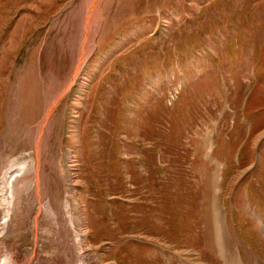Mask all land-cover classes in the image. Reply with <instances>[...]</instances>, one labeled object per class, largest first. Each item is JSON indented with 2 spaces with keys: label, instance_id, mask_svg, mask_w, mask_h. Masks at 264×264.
Wrapping results in <instances>:
<instances>
[{
  "label": "rangeland",
  "instance_id": "rangeland-1",
  "mask_svg": "<svg viewBox=\"0 0 264 264\" xmlns=\"http://www.w3.org/2000/svg\"><path fill=\"white\" fill-rule=\"evenodd\" d=\"M90 1L0 0V264H264V0Z\"/></svg>",
  "mask_w": 264,
  "mask_h": 264
},
{
  "label": "bare ground",
  "instance_id": "bare-ground-1",
  "mask_svg": "<svg viewBox=\"0 0 264 264\" xmlns=\"http://www.w3.org/2000/svg\"><path fill=\"white\" fill-rule=\"evenodd\" d=\"M99 8H100V0H91L90 1V4H89V9H88V13L86 15V22H85V31H84V38H83V41H82V45H81V54H80V58H79V61H78V65L80 66V64L82 63V60H83V57H84V53L86 51V45H87V42L90 38V35H91V32L93 30V25H96L98 23V18H99ZM79 68V67H78ZM77 70V69H76ZM74 79L72 80L71 84L73 83ZM71 86V85H70ZM69 86V87H70ZM68 89V88H67ZM61 95V94H60ZM57 99L56 100H53L52 104L50 105L49 109H48V114H47V118L45 119V121L42 123V125L40 126L39 130H38V133H37V136H36V140H35V149H36V154H37V162L35 163L36 166L34 167L35 168V180H36V186H35V191H36V197H37V200L39 201V205H40V209L41 210V185H40V163H41V154H40V151H41V140L42 138L45 136V130H46V127L48 125V121H49V118L51 116V113L52 111L54 110V108L56 107L57 103L59 102L60 100V97H56ZM14 165H11V167H13ZM24 167H25V163H21L20 165H18V168H16L17 170H14L15 168H10V169H5L4 170V182H3V189L6 191V195L4 196V203H7L8 206L6 207V212L7 214H5V217H9L8 216V213L9 211L11 210L10 208V205L12 204L13 202V197H14V194L11 193V184H12V178L14 176V174L17 172V173H21L22 174V171L24 170ZM15 171V173H13ZM35 223L37 225L38 223V215H36L35 217ZM38 238V237H36ZM37 241V239H36ZM35 253V252H34ZM34 254H32L33 256ZM36 255V254H35ZM35 257V256H34ZM32 258V257H31Z\"/></svg>",
  "mask_w": 264,
  "mask_h": 264
}]
</instances>
